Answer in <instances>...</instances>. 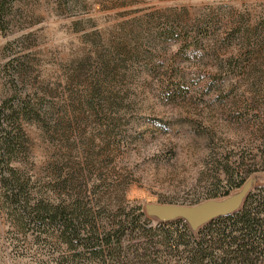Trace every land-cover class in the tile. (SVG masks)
Returning <instances> with one entry per match:
<instances>
[{
	"label": "rangeland",
	"instance_id": "rangeland-1",
	"mask_svg": "<svg viewBox=\"0 0 264 264\" xmlns=\"http://www.w3.org/2000/svg\"><path fill=\"white\" fill-rule=\"evenodd\" d=\"M8 136L30 207L0 165V264H184L131 230L116 250L113 216L264 187V0H5L0 163ZM40 200L81 203L114 244L41 225Z\"/></svg>",
	"mask_w": 264,
	"mask_h": 264
},
{
	"label": "trees",
	"instance_id": "trees-1",
	"mask_svg": "<svg viewBox=\"0 0 264 264\" xmlns=\"http://www.w3.org/2000/svg\"><path fill=\"white\" fill-rule=\"evenodd\" d=\"M4 5L5 0H2L0 7L3 8ZM22 111L26 117H30L25 108ZM14 142L15 139L8 136L6 141L8 145L4 150L5 156L9 159L8 161L3 159L0 163L9 175L8 178H4V187L11 193L8 198L15 203H22L25 205L23 207L28 209L29 180L13 169L9 162L16 151ZM239 179L241 180L237 184L232 183L234 185L225 192V196H229L230 190L234 187L244 186L246 183L244 179L242 177ZM31 209L36 213L41 225L53 226L59 221H64L67 230L74 231V240L78 242L81 241V231L91 234L89 238L93 243L90 247L91 252L98 251L103 254L105 245L111 247V244H114L113 234L104 232L105 228L100 232L99 223L81 203L60 207L40 200L35 208ZM151 221L140 208L124 209L113 216L112 222L116 228L114 233L122 234V237L116 239V250H121V239L131 230L139 232L143 239L150 242L154 237L159 238L161 243L177 252L181 261L185 260L184 264H264V187L255 192L250 191L242 206L234 213L217 217L197 230H193L182 219L160 221L162 225L158 228L150 227Z\"/></svg>",
	"mask_w": 264,
	"mask_h": 264
},
{
	"label": "water",
	"instance_id": "water-1",
	"mask_svg": "<svg viewBox=\"0 0 264 264\" xmlns=\"http://www.w3.org/2000/svg\"><path fill=\"white\" fill-rule=\"evenodd\" d=\"M252 185L251 181L246 182L239 193L223 200H208L195 206L147 204L145 211L149 217L163 222L182 219L193 230H197L217 217L237 211L251 191Z\"/></svg>",
	"mask_w": 264,
	"mask_h": 264
}]
</instances>
